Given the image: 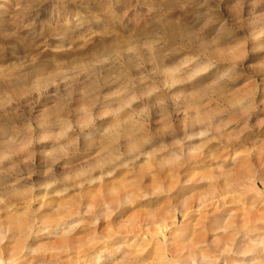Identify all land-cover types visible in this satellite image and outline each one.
<instances>
[{
  "label": "rangeland",
  "instance_id": "obj_1",
  "mask_svg": "<svg viewBox=\"0 0 264 264\" xmlns=\"http://www.w3.org/2000/svg\"><path fill=\"white\" fill-rule=\"evenodd\" d=\"M39 3L41 0H0V5H3L0 7V63L10 62L11 46L17 45L15 39L9 38L10 33L17 32L25 38L24 43L27 45L31 42L30 23L35 20L39 25L48 19L52 12L51 0L42 4L44 11L37 17L35 9ZM160 8L167 13L169 21L192 18L197 12L204 14L205 40L197 42L195 47L215 37L216 45L207 50L214 54L221 65L230 63L234 55L227 49L249 37L252 32L255 38L247 40L243 72L237 77L239 83L234 88L215 91L205 87L210 82V78L206 77L201 84L202 98L196 101L187 96L191 89L167 91L164 94L169 97L166 107H151L150 116L144 121L146 131L154 137L151 147L138 146L140 158L128 168L106 164L104 162L108 156L97 157L95 152L51 166L55 179L72 178L58 185L56 190L67 186L70 191L64 197H55L37 188L28 198L32 200L29 211L39 209L35 217L37 222H52L56 234L30 239L28 244L33 247L44 245V251L38 257L20 261V264H87V258L97 251L105 247L113 249L125 240L128 243L136 242L133 252L135 258L129 264H152L158 254L163 255L160 250L163 240L172 241L168 249L170 255L179 252L189 241L192 246L201 243L208 245L207 248L186 253L196 255L199 264L200 252L216 255L235 237L233 253H238L244 250L249 240L264 233V51L259 50L264 48V35L247 27L249 12L252 11L256 13L257 21L264 23V0H84L80 10L98 14L103 23L83 33L73 32L72 41L65 46L70 49L68 51L53 52L57 41L51 36L37 40L32 55L40 61L55 57L57 63L94 59L109 45L114 46L117 41L133 33L150 30L152 21L159 15L156 10ZM74 10L72 4L63 8L51 31H61L63 19H70ZM121 23L129 24L130 31H122ZM177 43L181 41L177 39ZM161 63L163 61L158 59L157 64ZM149 83L139 87L143 89ZM241 96H247L246 104L253 105L250 117H241L237 109L231 108V104ZM155 99L146 103L154 105ZM83 103V100H79L71 107L76 108ZM142 106L139 102L133 105L134 108ZM52 107L45 105V108ZM17 110H24L22 101L18 103ZM198 116L204 120V125L195 122ZM229 119L233 122L224 127L223 123ZM105 124L111 127L112 121H105ZM208 125L211 126L209 137L185 142L186 151H192L193 154L187 155L181 166H158L159 161L172 150L170 146L174 139L190 136ZM171 130H175V135ZM125 131L127 135L120 142L122 152L131 144L134 129L128 127ZM49 147V144L34 147L35 174L30 181L22 180V185H39L52 178L44 175L47 160L42 155ZM152 152L156 154L149 160L144 153ZM129 159L131 157L126 156L123 162ZM89 167L93 168L90 175L75 178L78 171ZM113 168L115 171L112 176L104 175L105 172L113 171ZM100 176L104 177L103 180H97L94 184L87 182ZM76 184H83V188L75 187ZM157 185L172 191L167 195L136 199L131 207L118 212L111 220L101 219L94 229L89 226L92 217L85 215L89 204L95 207L94 215H99L105 203L117 198L122 200L128 194L139 196L144 192L150 193ZM113 188L117 190L115 195L110 194ZM4 190L0 186V191ZM202 197H207L204 203L210 206L201 208ZM66 202L73 213L79 211L81 215L65 219L66 213L57 212L56 209ZM11 205H15L12 212L0 206V221L18 228L25 223L21 214L28 209V204L26 199L14 197L8 206ZM81 219V227L69 237L58 236L60 228L56 225L61 221L64 227H68L80 223ZM221 227H227L228 232H220ZM94 234L105 238V243L94 244ZM109 235L113 237L111 241L106 239ZM213 241H218L219 247H214ZM18 247L16 242L6 245L9 253ZM141 248L145 249L142 253L139 252ZM122 255L117 254V259ZM252 260L264 264V255L256 253L250 259L225 254L219 258V264H241L242 261L243 264H252Z\"/></svg>",
  "mask_w": 264,
  "mask_h": 264
},
{
  "label": "clouds",
  "instance_id": "obj_2",
  "mask_svg": "<svg viewBox=\"0 0 264 264\" xmlns=\"http://www.w3.org/2000/svg\"><path fill=\"white\" fill-rule=\"evenodd\" d=\"M51 2L52 12L48 19L39 25L35 20L30 23L29 27L32 30L29 33L31 39L29 44L26 45L25 38L17 32L9 34V38L15 39L17 45L11 46L10 62L0 63V186L5 189L0 191V206H5L6 211L12 212L15 205H8L14 197L24 198L28 204V209L21 214L25 223L18 228L0 221V264H20V261L28 257L40 256L44 251V245L33 247L28 241L33 237L56 234L52 222L47 220L37 222L35 217L39 209L29 211L32 200L28 199L37 188L55 197H64L70 191L67 186L56 190L58 185L72 178L55 179L52 176L51 166L95 152L97 157L105 154L108 156L104 162L106 164L128 168L134 160L140 158L138 146L151 147L154 139L152 134L146 131L144 123L150 116V108L166 107L169 97L164 94L173 89H191L187 92V96L193 101L201 99L203 95L201 84L206 77L210 78V82L205 87L212 90L225 91L230 87L234 88L239 83L238 74L243 72V60L247 56L244 51L247 40L255 38L250 32L249 37L227 49L234 55L230 63L221 65L214 54L207 50L216 45L215 37L200 43L198 48L195 47L197 42L205 40L204 14L197 12L192 18L169 21L167 13L160 8L156 10L159 15L152 21L150 30L133 33L117 41L114 46L109 45V48L94 59L57 63L55 57H52L48 61H40L32 55L37 40L48 39L51 36L57 41V47L53 52L68 51L70 49H66L65 46L72 41L73 32L83 33L103 23V19L98 14L80 10L84 0H51ZM47 3L49 0H41V3L37 4L35 9L37 17L44 11L42 4ZM68 4L75 7L71 18L63 19L61 31H51L58 21L61 10ZM247 27L258 30L259 34L264 35V23L257 21L254 11L249 12ZM120 28L124 32L130 31L129 24L121 23ZM177 39L181 43H177ZM259 50L264 51V48ZM158 59L163 63L158 65ZM146 82L150 83L141 89L139 86ZM154 97L156 98L154 105L146 103ZM79 100H83L84 103L72 108L71 105L78 103ZM246 100L247 96H241L231 104V108L237 109L241 117H250L251 111L254 110L251 103L246 104ZM21 101L24 109L22 112L17 110V105ZM138 102L143 106L134 108L133 105ZM45 105H53V107L45 108ZM105 121H112V126H106ZM195 122L204 125V120L199 116ZM232 122L229 119L223 123V126L227 127ZM128 127L134 129L133 140L122 152L120 142L127 135L125 129ZM210 130L211 126L208 125L194 131L190 136L174 139L170 146L172 150L159 161L158 166L161 168L181 166L186 156L193 154L192 151H186L185 142L207 138ZM171 131L175 135V130ZM136 133L142 135L137 136ZM38 144L50 145L42 155L47 160V171L44 175L52 178L39 185L34 183L22 185V180L30 181L35 174V153L32 150ZM144 154L151 160L156 153ZM126 156H130L131 159L123 162ZM102 166L97 165V167ZM92 171L91 167L81 169L76 173L75 178L90 175ZM114 171L115 168L113 171L105 172L104 175L112 176ZM103 178L100 176L87 182L94 184ZM75 187L83 188V184H76ZM171 191L170 188L157 185L150 193L144 192L139 196L128 194L122 200L117 198L105 203L99 215H94L95 207L89 204L85 215L92 217L89 226L94 229L101 219L111 220L118 212L131 207L136 199H147L149 195H167ZM116 192L117 190L113 188L110 194L115 195ZM206 199L207 197L201 198V208L210 206L204 203ZM56 211H64L65 219L73 215H81L79 211L73 213L67 202L61 204ZM82 223L83 219L80 223L64 227L61 221L56 225L60 228L58 236L69 237L81 227ZM219 231L227 233L228 228L221 227ZM106 239L111 241L113 237L109 235ZM235 239L233 237L229 240L223 250L216 255L200 252L199 264H219V258L225 254L250 259L256 253L264 255V233L249 240L244 250L238 253H233ZM10 242L18 243L19 247L9 253L6 245ZM92 242L103 245L105 238L94 234ZM135 244V241L128 243L125 240L113 249L105 247L88 257L87 264H129V261L135 258L133 255ZM212 244L214 247H219L218 241H213ZM171 246V240L161 241L160 250L163 255L158 254L152 264H198L196 255H186V253L208 247L203 243L192 246L189 241L179 252L170 255L168 249ZM143 251L145 249H139L140 253ZM121 253H123L122 257L117 259V254ZM252 264H257V261L252 260Z\"/></svg>",
  "mask_w": 264,
  "mask_h": 264
}]
</instances>
